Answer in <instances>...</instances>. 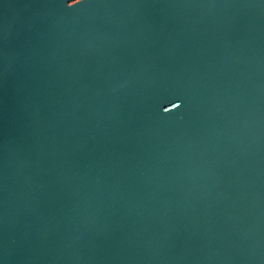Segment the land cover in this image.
Here are the masks:
<instances>
[{"label": "water", "instance_id": "95a60500", "mask_svg": "<svg viewBox=\"0 0 264 264\" xmlns=\"http://www.w3.org/2000/svg\"><path fill=\"white\" fill-rule=\"evenodd\" d=\"M0 0V264H264V0Z\"/></svg>", "mask_w": 264, "mask_h": 264}, {"label": "clouds", "instance_id": "9594fccd", "mask_svg": "<svg viewBox=\"0 0 264 264\" xmlns=\"http://www.w3.org/2000/svg\"><path fill=\"white\" fill-rule=\"evenodd\" d=\"M85 2L86 0H69V2L67 3V7L73 8L74 5H81L84 4Z\"/></svg>", "mask_w": 264, "mask_h": 264}, {"label": "snow or ice", "instance_id": "6c2138e0", "mask_svg": "<svg viewBox=\"0 0 264 264\" xmlns=\"http://www.w3.org/2000/svg\"><path fill=\"white\" fill-rule=\"evenodd\" d=\"M82 5V4H81ZM77 6H79V5H74V7H77ZM71 9V8H70Z\"/></svg>", "mask_w": 264, "mask_h": 264}]
</instances>
